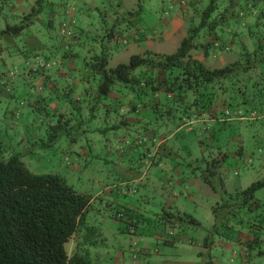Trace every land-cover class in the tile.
<instances>
[{
    "label": "rangeland",
    "instance_id": "1",
    "mask_svg": "<svg viewBox=\"0 0 264 264\" xmlns=\"http://www.w3.org/2000/svg\"><path fill=\"white\" fill-rule=\"evenodd\" d=\"M36 1L0 0V97H3L0 102V139L7 148V154L19 155L32 173L59 175L77 193L92 199L87 214V227L94 231L81 230L75 235L66 244L69 256L76 252H88L90 264H132V244L137 242L151 249L148 257H138V261L142 260L141 264H203L205 256L208 255H212V259L219 262L218 264H241L232 250L219 244L222 242L224 245H234L230 242L212 237L214 247L206 249L204 246L205 238L209 236L214 224L211 206L217 199L208 186L200 184L199 187L195 184L192 170L196 166H185L187 163L181 156L176 160L174 155L167 158L160 157V153L166 150L164 153L168 154L170 149L187 157L188 151L199 152L200 155L202 143L207 149L206 154L211 156L221 150L229 156L224 163L226 188L228 191L245 190L254 182L264 179V117L247 118V122V119L232 116L227 123L208 122L205 126L208 131L203 124H195L190 127L193 132L189 133V128L186 127L177 135L179 120L186 116L184 109L187 105L168 100L164 93L154 97L151 87H147L136 93L132 91L131 96L122 100V103L130 101L143 106L138 114H133L142 124L125 125L123 121L128 114L125 116V113L116 111L115 107L108 109L101 104L95 107V103L90 102L95 93L88 95L90 101L86 97L83 101L85 92L80 91L78 94L76 89H69L72 79L70 71L56 65L53 67L54 64L47 69L51 68L52 83L62 89L68 86V90L62 93L63 100L60 105L56 104L61 110L44 106L43 97L47 96V92L40 93L43 96L40 95V110H36L30 105V99L37 96L32 87L35 86V90L39 92L42 90L47 70L42 74L30 73L29 70L41 62L34 56L33 48L29 44L26 46V41L21 39H27L31 34L41 44L48 39L60 41L62 18L58 16L54 28L49 29L39 28L38 24L33 23L17 38L2 34L7 25H20L25 21L23 16L32 11ZM74 1L45 0L46 7L38 19L42 21L49 11L61 10L64 5H69L71 16L73 11L76 13L74 21L78 25L80 22L88 25L84 34L88 48L79 47L74 52L78 72L85 65L83 59L88 49L91 46L97 49L101 47V43L98 44L92 39L97 34L101 36L102 30L105 32L112 28L113 23L118 24L119 32L116 33V40L105 44L111 56L110 68L128 64L132 55L148 52L158 56L172 54L188 36L189 14L172 0H81L78 4ZM208 2L206 0L205 6ZM102 3L105 9L99 13L96 7H100ZM200 5L202 7V2ZM242 6L238 13L245 9ZM114 11H117L116 15ZM137 12L139 14L134 18V27L129 31L126 28L132 18H128V14ZM176 16V21L172 22ZM31 21L34 22V19ZM244 22L256 25L255 17L249 14L244 17ZM236 26L233 23L226 34L228 39L235 40L237 44L239 39L232 36ZM121 31L122 36L119 35ZM246 32L249 34L247 28ZM140 34L143 35L139 37L143 39L142 43L131 41ZM245 39L243 44L239 42L245 49L248 47L252 50L256 47L255 40L249 37ZM115 41L119 44L118 53L115 50ZM123 41H126V45H122ZM4 42H8V45L17 43L18 50L10 52L12 46L4 48ZM27 48L29 58L20 54ZM60 54L62 56V52L59 57ZM192 56L210 69L223 68L238 60L240 47L237 45L229 52L215 53L209 59H205L203 52L199 50L193 51ZM55 61L57 60L54 59L53 62ZM10 73L15 76V86L8 90L4 87L8 84L7 77ZM75 75L77 74H73V77ZM159 79L162 80V77ZM75 80L71 82L78 85ZM52 83L47 88L52 89ZM3 88L16 99L6 100V94H2ZM158 100L161 105L157 104ZM22 101L26 104L22 105ZM166 109H174V116L167 113ZM213 112H216L215 107ZM60 115L66 120L74 119L73 124L63 122L62 129H53L52 126L59 124ZM162 138H165L166 144L161 145ZM239 148L243 149L242 158L236 155ZM177 163L183 165L179 166L183 174L173 171ZM133 180L135 181L132 182ZM179 180L183 183L179 184ZM172 196L175 201L173 210L177 208L194 214L201 223V228L186 229L181 234L176 232L175 237L167 234L173 244H166L164 240H156L151 236L143 237L145 241L142 236L121 232L126 226L124 222L115 219L116 215L132 207L149 220L146 225L151 229V235L163 234L165 229L160 225L157 214H161V206L170 203ZM189 196L194 197V200L187 199ZM256 198L264 202V189L256 193ZM86 235L92 245L85 246ZM145 242L148 246L143 244Z\"/></svg>",
    "mask_w": 264,
    "mask_h": 264
},
{
    "label": "trees",
    "instance_id": "2",
    "mask_svg": "<svg viewBox=\"0 0 264 264\" xmlns=\"http://www.w3.org/2000/svg\"><path fill=\"white\" fill-rule=\"evenodd\" d=\"M208 1L206 6V0H184L185 4H179V7L186 9V13L189 14L188 36L180 42L176 52L159 56L149 52L132 55L128 64H119L114 68L109 66L111 56L105 44L118 38L117 23H113V27L106 29L105 32L102 30L101 36L97 34L96 38L92 39L98 44L101 43V47L97 49L91 46L83 59L85 65L81 67L80 72L77 71L74 52L79 47L88 48V42L84 37L88 25H82V22L78 25L74 21L70 16L69 5L67 7L64 5L61 10L49 11L46 18L41 21L38 17L44 12L46 5L45 0H37L32 11L23 16L25 21L20 25H7L2 34L17 38L33 23L38 24L39 28H54L55 21L60 16L62 18L60 41L48 39L45 43L42 41L43 45L34 36H30L31 34L27 39L25 37L21 39L26 41V46L29 44L33 48L34 56L42 64L33 67L35 70L31 68L30 73L42 74L53 64V67L56 65L69 70V75L72 77L68 85L69 89L80 87L86 93L83 101L84 97L90 101L88 95L95 92L90 102L95 103V107L101 104L108 109L115 107L116 111L118 110L120 114L125 113V116L128 114L123 121L125 125L142 122L133 114H138L140 107L143 106L132 104L130 101L122 103V100L131 96L132 91L136 93L147 87H151L154 97L164 93L168 100L187 105L184 109L187 117H181L180 124L190 123L204 114L209 115L210 119L217 123H227L232 116L249 119L256 114L262 118L264 117V0ZM242 5L245 9L238 13ZM102 9H105L104 3L96 7L99 13ZM114 14L116 15L117 11H114ZM138 14L139 12L128 14V18L133 19L128 22L129 26L126 29L129 31L134 27V18ZM248 14L255 17L256 25L252 26L244 22V17ZM31 19H34V22ZM233 23L237 25V29L232 32V36L235 35L239 39L237 44L235 40L228 39L226 34ZM63 30L65 34H62ZM119 35H123L122 31ZM139 37L143 35L136 36L131 41L142 42L143 39ZM248 37L256 41V47L252 50L248 47L245 49V46L240 44H243L244 39L247 40ZM115 42V50L118 53L119 44ZM15 44L18 46L17 43ZM237 45L240 47L239 59L223 68L210 69L192 56L193 51L199 50L203 52L205 59H209L213 54L229 52L228 48L233 49ZM27 51L28 48L20 54L29 58ZM60 52L62 56L60 54L59 57ZM54 59L57 61L53 62ZM50 69L47 70L42 90L39 92L35 90V86L32 87L37 93L36 100H40V93H48L46 97L41 95L47 108L52 103L60 105L63 91L68 90V86L62 89L52 83L53 75ZM73 74L77 75L73 77ZM57 76L61 78L58 74ZM14 77V74L10 73L5 89L9 90L15 86ZM160 77L162 80L159 79ZM74 79L78 81V85L71 82ZM51 83L52 89L47 88ZM4 88L2 91L6 94V100L16 99ZM1 98L2 96L0 102L3 101ZM21 104L26 103L22 101ZM157 104L161 105V101L158 100ZM30 105L40 110L39 101L35 103L30 99ZM213 107L216 108V112H213ZM57 110H61L59 106ZM165 111L174 116V109ZM73 120H66L60 115L59 124L52 128L62 129L63 122L72 125ZM203 147L204 152L201 156L192 157L188 153L187 157L180 154L176 156V160L181 156L187 163L185 166L195 165L192 170L193 177H198L203 185L208 186L217 195L216 203L211 206L214 224L209 236L205 238V248H213L215 243L212 237H218L237 247L242 246L255 252L259 261H262L260 264H263L264 202L256 198V193L264 189V179L254 182L245 190L228 191L225 184L224 163L229 156L221 150L211 156L206 154L207 149L204 145ZM7 152L6 146L0 139V264H90L88 252H76L73 256H69L66 244L81 230L94 231L87 227V214L92 199L77 193L59 175L32 173L19 155L7 154ZM236 155L242 158L243 149L239 148ZM177 166L183 165L177 163ZM173 202L170 200V203L161 206V214H157L160 225L164 226V233L181 234L186 229L201 228V223L194 214L177 208L173 210ZM119 214H122L120 219ZM115 219L124 222L126 227L121 229L123 234L155 236L156 240L160 236L164 237V234L151 235V229L146 225L149 220L132 207L118 212ZM88 235L85 236V246L92 245ZM150 251L151 249H146L140 255L132 249V262H135L134 258L137 255L148 257Z\"/></svg>",
    "mask_w": 264,
    "mask_h": 264
},
{
    "label": "crops",
    "instance_id": "3",
    "mask_svg": "<svg viewBox=\"0 0 264 264\" xmlns=\"http://www.w3.org/2000/svg\"><path fill=\"white\" fill-rule=\"evenodd\" d=\"M74 2H81V0H75ZM78 4V3H77ZM70 16H71V14H70ZM76 16V13L73 11V15L71 16L72 18H74ZM176 19H177V16H176V18L172 21V22H174V21H176ZM9 42H10V40H8ZM5 44H4V48H9V47H11L10 48V52H13V51H16V50H18L17 49V45L15 44V43H10L11 45H8V42H4ZM142 43V42H141ZM3 48V49H4ZM61 73V72H60ZM76 91H77V93L78 94H80V91L82 92L83 90H81V88L80 87H78V86H76ZM92 93H95V92H92ZM3 95H5L4 93H3ZM76 96V95H75ZM74 96V97H75ZM113 97H114V95H113ZM3 98V97H2ZM1 98V99H2ZM32 100H34V102L35 103H37L38 101L36 100V98H34V99H32ZM106 103H108V101H105ZM49 108H55V109H58V106L56 105V103H52L50 106H49ZM54 109V110H55ZM131 121H132V119H131ZM136 121V120H135ZM208 122H214L213 120H211L210 119V117H209V115H207V114H204L202 117H200V118H198V119H195V120H193L192 122H190V123H182L181 122V124H180V126H179V128L177 129V135H178V133L179 132H181L182 131V129L183 128H189V133L190 132H193V129H191L190 127L191 126H193V125H195V124H203L204 125V129L206 128L207 129V127H205L206 126V124L208 123ZM138 124H142V122L141 123H138ZM205 129V130H206ZM207 131V130H206ZM165 140V138H162V139H160V142H161V145L162 144H166V142L164 141ZM186 148V147H185ZM200 156L202 155V153L204 152V147L202 146V144H201V146H200ZM180 150H183V149H180ZM166 153V150L165 151H161V153H160V157H163V156H165V157H170V156H179L180 155V153L178 154V153H175V151H173V150H170L169 149V153L168 154H165ZM188 155H190V156H192V157H195V156H199V152L198 153H192L191 151H188ZM157 156H158V153L156 154ZM183 155V154H182ZM173 158V157H172ZM175 158V157H174ZM174 172H176V173H178L179 175L180 174H182V172L180 171V169H179V166H177V168H175L174 170H173ZM195 179V184L196 185H198L199 187H201V185L200 184H202L203 185V183H202V181L200 180V179H198V177L197 178H194ZM137 181L139 180V179H136ZM135 181V180H134ZM183 182L181 181V180H179V184H182ZM214 194V193H213ZM174 195V194H173ZM214 196L216 197V195L214 194ZM217 198V197H216ZM187 199H189V200H194V197H190L189 196V198H187ZM172 202L174 201V196H172V200H171ZM175 202V201H174ZM197 219V218H196ZM198 220V219H197ZM199 221V220H198ZM155 237V236H154ZM143 238V237H142ZM145 238V237H144ZM143 238V240H145ZM146 241V240H145ZM219 244H221L220 246H225L228 250H232L233 251V255H234V257H236L237 259H239V262H241V264H260L262 261L260 260L259 261V259H258V256H256L255 255V252H253V251H250L249 249H246V248H243L242 246H239V247H235L234 245H231V244H229V243H226L225 245L224 244H222V242L221 243H219ZM144 245H147L148 246V244H146V242H145V244ZM237 252L236 254H234V252ZM239 253V254H238ZM219 262H217V261H215V260H213L212 259V255H208V256H205V260L203 261V264H218ZM163 264H170V263H167V262H164ZM263 264H264V257H263Z\"/></svg>",
    "mask_w": 264,
    "mask_h": 264
},
{
    "label": "clouds",
    "instance_id": "4",
    "mask_svg": "<svg viewBox=\"0 0 264 264\" xmlns=\"http://www.w3.org/2000/svg\"><path fill=\"white\" fill-rule=\"evenodd\" d=\"M172 1H174V3H178V5L179 4H183L182 2H184V0H172ZM185 4V3H184ZM71 12V11H70ZM141 35V34H140ZM122 45H126V41H123V43H122ZM227 51H231V49L230 48H228V50ZM239 59V58H238ZM252 118L253 117H256V118H258V116L256 115V114H253L252 116H251ZM251 117L249 118V119H251ZM241 119V118H240ZM245 119V118H244ZM244 119H242V120H244ZM248 120V119H247ZM120 215V214H119ZM118 215V216H119ZM164 234V237H162V236H160V238H157V240H164V241H168L169 243H172V242H170V240L167 238V234H169V236H171V237H175V233H172V232H168V233H163ZM132 236H138V235H132ZM155 238V237H154ZM156 239V238H155ZM173 240H175V238L173 239ZM133 243H136V244H138V246H139V248H141V249H143L144 250V252H145V250L146 249H148L147 247H143V246H141L139 243H137V242H133ZM143 244H145V243H143ZM133 245V244H132ZM146 246V245H145ZM143 252V253H144ZM235 253H237V252H235ZM234 253V254H235ZM141 258V257H140ZM140 261H142V260H140ZM140 261L138 262V264H141L140 263Z\"/></svg>",
    "mask_w": 264,
    "mask_h": 264
},
{
    "label": "built area",
    "instance_id": "5",
    "mask_svg": "<svg viewBox=\"0 0 264 264\" xmlns=\"http://www.w3.org/2000/svg\"><path fill=\"white\" fill-rule=\"evenodd\" d=\"M183 4H184V2H182ZM62 34H65V30H63L62 31ZM228 50V49H227ZM118 218L120 219V218H122V214H120L119 216H118ZM132 249H133V251L134 252H136V253H138V254H142L143 252H144V250L143 249H141V248H139V246H138V244H136V243H133V245H132ZM139 255H137L135 258H134V261L135 262H132V264L133 263H138L139 261Z\"/></svg>",
    "mask_w": 264,
    "mask_h": 264
}]
</instances>
